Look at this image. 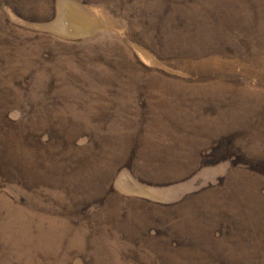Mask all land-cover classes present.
Returning <instances> with one entry per match:
<instances>
[{
  "label": "rangeland",
  "instance_id": "374dc122",
  "mask_svg": "<svg viewBox=\"0 0 264 264\" xmlns=\"http://www.w3.org/2000/svg\"><path fill=\"white\" fill-rule=\"evenodd\" d=\"M0 264H264V0H0Z\"/></svg>",
  "mask_w": 264,
  "mask_h": 264
}]
</instances>
